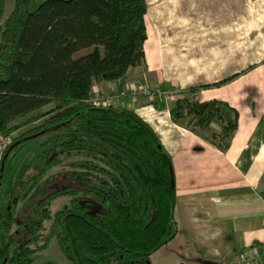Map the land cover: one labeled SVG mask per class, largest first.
I'll return each mask as SVG.
<instances>
[{
  "label": "trees",
  "instance_id": "1",
  "mask_svg": "<svg viewBox=\"0 0 264 264\" xmlns=\"http://www.w3.org/2000/svg\"><path fill=\"white\" fill-rule=\"evenodd\" d=\"M4 10L0 0V136L12 139L0 182L15 149L42 143L0 186V264H34L53 240L73 264H152L178 232L171 157L136 111L91 101L95 81L145 61L146 0H15L3 21ZM171 114L191 116L223 151L238 125L217 100L181 96Z\"/></svg>",
  "mask_w": 264,
  "mask_h": 264
},
{
  "label": "crops",
  "instance_id": "2",
  "mask_svg": "<svg viewBox=\"0 0 264 264\" xmlns=\"http://www.w3.org/2000/svg\"><path fill=\"white\" fill-rule=\"evenodd\" d=\"M146 2L145 61L118 80L95 81L93 92L180 90L166 100L124 96L116 104L153 127L172 161L178 232L152 264H238L244 249L264 245V0ZM181 96L236 109L227 150L190 118L173 119ZM222 124L210 128L219 132Z\"/></svg>",
  "mask_w": 264,
  "mask_h": 264
},
{
  "label": "rangeland",
  "instance_id": "3",
  "mask_svg": "<svg viewBox=\"0 0 264 264\" xmlns=\"http://www.w3.org/2000/svg\"><path fill=\"white\" fill-rule=\"evenodd\" d=\"M14 6H15V0H5V10H4V15H3V21L13 11ZM48 109H50V107L49 108L47 107L46 110H43V111H48ZM188 118L191 119V116H189ZM190 119L188 120L190 121ZM24 129L26 128L19 130L15 134L17 135L20 134ZM4 139H7L9 141L8 142L9 144L12 138L0 136V143ZM41 143H42V138H35V139L27 140L10 154L2 170L1 183L3 185L7 184L10 177L17 171L18 167L20 166V164L25 158L36 154L40 150ZM59 169L60 167L58 166L54 168L53 171H57ZM68 202H69V199L66 197L58 198L57 200L53 202L52 210L56 211L60 209L62 206H64L65 204H67ZM46 262H51L53 264H73L63 254L56 240H53L47 249L41 252H38L37 254L34 255V264H40V263H46Z\"/></svg>",
  "mask_w": 264,
  "mask_h": 264
},
{
  "label": "built area",
  "instance_id": "4",
  "mask_svg": "<svg viewBox=\"0 0 264 264\" xmlns=\"http://www.w3.org/2000/svg\"><path fill=\"white\" fill-rule=\"evenodd\" d=\"M180 94L179 89H151L147 86H131L121 90L115 91V93L103 95L100 93H95L91 98V101L96 105L109 106L117 104L120 99L124 96H130L133 99H139L140 97H149L151 99H156L161 97L163 99L173 98ZM8 140L4 139L0 143V161L4 155V152L8 145ZM238 264H264V245L253 246L251 248H246L238 255Z\"/></svg>",
  "mask_w": 264,
  "mask_h": 264
},
{
  "label": "water",
  "instance_id": "5",
  "mask_svg": "<svg viewBox=\"0 0 264 264\" xmlns=\"http://www.w3.org/2000/svg\"><path fill=\"white\" fill-rule=\"evenodd\" d=\"M1 184H2V183L0 182V186H1Z\"/></svg>",
  "mask_w": 264,
  "mask_h": 264
}]
</instances>
